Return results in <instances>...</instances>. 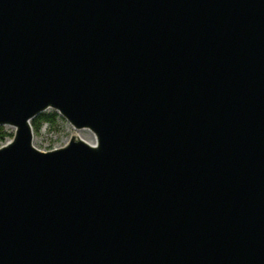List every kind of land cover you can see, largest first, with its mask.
<instances>
[{
    "label": "water",
    "instance_id": "1",
    "mask_svg": "<svg viewBox=\"0 0 264 264\" xmlns=\"http://www.w3.org/2000/svg\"><path fill=\"white\" fill-rule=\"evenodd\" d=\"M0 127V264H264V0H0Z\"/></svg>",
    "mask_w": 264,
    "mask_h": 264
},
{
    "label": "rangeland",
    "instance_id": "2",
    "mask_svg": "<svg viewBox=\"0 0 264 264\" xmlns=\"http://www.w3.org/2000/svg\"><path fill=\"white\" fill-rule=\"evenodd\" d=\"M4 131L9 135L4 139H0V148L5 146L13 139L15 130L13 128L8 129L4 127ZM81 132L85 139L93 142L94 139L86 130H75L63 117L59 121L57 128H53L49 125L43 126L39 134L34 135V146L41 151L49 152L55 149L64 147L72 138L74 134Z\"/></svg>",
    "mask_w": 264,
    "mask_h": 264
},
{
    "label": "trees",
    "instance_id": "3",
    "mask_svg": "<svg viewBox=\"0 0 264 264\" xmlns=\"http://www.w3.org/2000/svg\"><path fill=\"white\" fill-rule=\"evenodd\" d=\"M62 117L53 110L47 111L38 115L36 118L32 120V128L34 134H39L43 126L49 125L53 128H57L59 125V121ZM9 134L4 131V127H0V139H4Z\"/></svg>",
    "mask_w": 264,
    "mask_h": 264
},
{
    "label": "bare ground",
    "instance_id": "4",
    "mask_svg": "<svg viewBox=\"0 0 264 264\" xmlns=\"http://www.w3.org/2000/svg\"><path fill=\"white\" fill-rule=\"evenodd\" d=\"M8 129H11V127H7ZM89 134H90V136L92 137V139H94V135L90 132V131H88V130H86ZM35 135V134H34ZM74 137H77L79 140H83V141H86V142H88V143H94V140H93V142H90V141H88L87 139H85L84 138V136L81 134V132H77L76 134H74L73 135ZM72 136V137H73ZM71 140V139H70ZM38 149V148H37Z\"/></svg>",
    "mask_w": 264,
    "mask_h": 264
}]
</instances>
